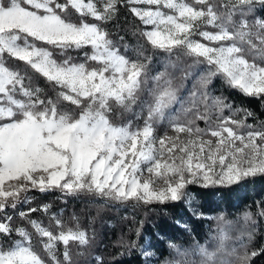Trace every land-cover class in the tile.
<instances>
[{
  "label": "snow or ice",
  "instance_id": "snow-or-ice-1",
  "mask_svg": "<svg viewBox=\"0 0 264 264\" xmlns=\"http://www.w3.org/2000/svg\"><path fill=\"white\" fill-rule=\"evenodd\" d=\"M121 6L143 25L144 43L134 58L104 27ZM258 11L264 12V0H0V213L26 203L32 190L163 204L182 200L189 185L264 175V121L247 124L253 112L233 111L226 98L208 91L219 77L246 96L264 98V16ZM145 45L165 55L163 70L153 74ZM181 58L204 69L187 98L168 71ZM32 73L52 86L54 98L33 85ZM193 75L187 71L183 79ZM114 106L138 107L143 123H114ZM240 112L244 119L234 118ZM35 211L19 213L32 232L14 227L11 216L0 218V237H19L0 241V264H49L34 247L33 232L53 264H61L57 243L73 264L69 244L89 245L88 233L78 223L65 227L53 214L54 234L27 219ZM257 214L264 217V207ZM217 219L227 224L222 215ZM244 220L251 230L231 242L218 227L214 247L181 250L170 243L178 259L163 264H250L264 248L249 253L256 221L251 211ZM128 247L135 250V242ZM141 254L154 256L144 248Z\"/></svg>",
  "mask_w": 264,
  "mask_h": 264
},
{
  "label": "trees",
  "instance_id": "trees-1",
  "mask_svg": "<svg viewBox=\"0 0 264 264\" xmlns=\"http://www.w3.org/2000/svg\"><path fill=\"white\" fill-rule=\"evenodd\" d=\"M256 15L264 16V12L258 11ZM75 18L76 14L73 13V19ZM104 27L110 33L111 39L121 46V51L124 52L123 46H127V55L134 58L137 49L144 43L139 36L143 25L128 8L121 6L118 14ZM69 54L82 57L78 52ZM143 54L153 58L150 65L153 74L163 70V62L166 59L163 53L153 51L145 45ZM12 63L21 68L25 67L22 62ZM191 63L190 59L181 58L175 68L168 69L182 98H187L197 76L204 71L203 68H189ZM187 71H192L194 75L185 81L183 76ZM32 75L33 85L43 89L44 95L54 98L55 91L52 86L38 74ZM208 91L214 96L226 98L225 103L230 104L233 111L247 109L253 112L255 118L248 117L245 121L247 124L256 125L258 121H264V98L246 96L239 90L228 87L219 77L212 80ZM224 115H230L227 109ZM111 118L118 124L128 120L143 123L140 109L135 106L132 112L114 106ZM234 118L244 119V113L240 112ZM197 123L201 128L205 126L204 121ZM166 130V125L160 126L158 134ZM186 191L188 195L180 201L163 204H138L129 201L121 204L88 194L71 196L59 190H32L27 193L29 200L26 203L18 204L15 209L7 208L5 212L0 213V218L11 216L14 227L22 226L32 232L27 220L21 219L19 213L27 212L30 208L37 209L30 213L27 219L40 221L54 234L59 229L53 214L65 227H75L78 223L80 228L88 233L90 241L87 246L70 242L69 251L73 264H100L96 258H101L102 264H163L165 260L178 259L175 250L169 248L170 243L177 245L181 250H190L197 243L214 247L217 243L216 237L221 234L218 233V227L223 230L222 234L229 238V242L235 240L242 231L251 230L245 227L246 211H251L253 220L256 221L253 239L250 243L245 239L248 251L250 253L264 248V217L257 214L259 209L264 207V175L248 177L231 185H189ZM43 205H49L47 212L42 210ZM221 215L227 224L217 219ZM18 238L13 234L10 238L0 237V241L12 242ZM131 242H135V250L128 247ZM32 243L49 264H53L44 252L40 238L34 232ZM141 248L154 253V256L146 260L141 254ZM63 251L62 243H57L56 257L61 264H66ZM250 264H264V254L252 259Z\"/></svg>",
  "mask_w": 264,
  "mask_h": 264
},
{
  "label": "rangeland",
  "instance_id": "rangeland-1",
  "mask_svg": "<svg viewBox=\"0 0 264 264\" xmlns=\"http://www.w3.org/2000/svg\"><path fill=\"white\" fill-rule=\"evenodd\" d=\"M164 131L162 133H160V135H163Z\"/></svg>",
  "mask_w": 264,
  "mask_h": 264
}]
</instances>
